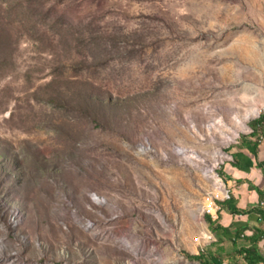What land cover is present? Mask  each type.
Here are the masks:
<instances>
[{
	"label": "rangeland",
	"instance_id": "rangeland-1",
	"mask_svg": "<svg viewBox=\"0 0 264 264\" xmlns=\"http://www.w3.org/2000/svg\"><path fill=\"white\" fill-rule=\"evenodd\" d=\"M263 113L264 0H0V264H234L204 215Z\"/></svg>",
	"mask_w": 264,
	"mask_h": 264
},
{
	"label": "crops",
	"instance_id": "crops-1",
	"mask_svg": "<svg viewBox=\"0 0 264 264\" xmlns=\"http://www.w3.org/2000/svg\"><path fill=\"white\" fill-rule=\"evenodd\" d=\"M221 175L232 191L228 207L245 209L264 201V119L256 118L250 133L237 141L232 148L231 160L222 166ZM259 220L257 213L234 214L222 206L216 221L224 228L219 237L227 239L241 229L249 236L254 231L253 227L264 231V223L260 224ZM257 247L262 254L264 238L257 242ZM230 250L235 252L232 247ZM231 263L242 264V257L237 256Z\"/></svg>",
	"mask_w": 264,
	"mask_h": 264
},
{
	"label": "trees",
	"instance_id": "trees-1",
	"mask_svg": "<svg viewBox=\"0 0 264 264\" xmlns=\"http://www.w3.org/2000/svg\"><path fill=\"white\" fill-rule=\"evenodd\" d=\"M258 118L264 119V114L260 115ZM253 122L254 120L250 123L251 127ZM229 201L230 200L222 202L221 206H226L229 212L234 214L257 213L259 215L260 224L264 223V208L259 204L253 207L240 209L228 207ZM204 219L209 224L214 235L219 236L224 231V228L216 222L217 220L213 221L208 214L204 215ZM253 229V233L249 236L245 234L240 235L243 233V231H241L243 229L237 230L233 235L228 236L227 240L230 242L231 247L235 249L236 254L243 257L247 264H264V258L257 247V242L261 238H264V231L260 227H253ZM214 244H219L218 239L214 241L209 248L200 249L197 254H190L187 252H183V254L189 259L198 261L200 264H227V262L224 261L225 256L223 247H214Z\"/></svg>",
	"mask_w": 264,
	"mask_h": 264
},
{
	"label": "built area",
	"instance_id": "built-area-1",
	"mask_svg": "<svg viewBox=\"0 0 264 264\" xmlns=\"http://www.w3.org/2000/svg\"><path fill=\"white\" fill-rule=\"evenodd\" d=\"M209 194H215V205H212V209H208V215L211 217L213 221H216L218 220L219 212L222 209L221 203L231 199L232 191L230 187L227 186L224 180V190H217L216 188H213L212 190L210 189ZM205 202H208V195L205 198ZM259 204L260 206H264V201H261ZM244 234L245 233L243 232L240 235H244ZM262 256L264 258V252L262 253ZM242 264H247V262L243 259V257H242Z\"/></svg>",
	"mask_w": 264,
	"mask_h": 264
},
{
	"label": "bare ground",
	"instance_id": "bare-ground-1",
	"mask_svg": "<svg viewBox=\"0 0 264 264\" xmlns=\"http://www.w3.org/2000/svg\"><path fill=\"white\" fill-rule=\"evenodd\" d=\"M237 122H241L240 120H238ZM230 200V199H229Z\"/></svg>",
	"mask_w": 264,
	"mask_h": 264
}]
</instances>
